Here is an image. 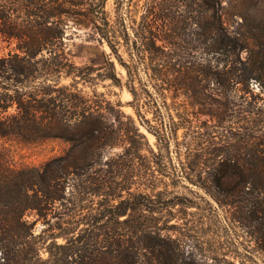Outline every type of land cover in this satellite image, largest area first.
<instances>
[{
	"label": "trees",
	"instance_id": "trees-1",
	"mask_svg": "<svg viewBox=\"0 0 264 264\" xmlns=\"http://www.w3.org/2000/svg\"><path fill=\"white\" fill-rule=\"evenodd\" d=\"M107 3L0 0V38L14 43L0 57V138L68 143L39 165L16 167L0 151V264H175L162 227L140 219L152 210L151 199L146 189L130 190V163L161 155L140 125L158 143L178 141L176 131L187 120L180 113L187 106L178 99L209 105L203 81L220 85L226 98L221 115L243 123L242 134L229 139L233 156L210 162L213 177H238L233 186H245L253 210L264 211V110L257 102H236L235 89L228 88L241 82L242 92L250 91L252 81L264 88V48H248L227 30L218 0H113L111 9ZM68 19L108 45L98 75L129 90L136 116L120 100L78 87L79 80L92 81L93 68L75 64L65 51ZM253 37L262 43L259 34ZM13 103L15 112L4 113ZM172 110L181 118L175 120ZM120 145L124 151L107 154ZM241 148L252 157L237 156Z\"/></svg>",
	"mask_w": 264,
	"mask_h": 264
},
{
	"label": "rangeland",
	"instance_id": "rangeland-1",
	"mask_svg": "<svg viewBox=\"0 0 264 264\" xmlns=\"http://www.w3.org/2000/svg\"><path fill=\"white\" fill-rule=\"evenodd\" d=\"M143 1L139 0L140 3ZM218 1L221 7L219 13L227 30L241 37L248 48H264V0ZM112 2L108 0L107 8H112ZM89 33L88 26L74 24L71 19L66 21L63 36L65 51L75 64L93 68L89 74L92 81L79 80L78 87L86 94L96 90L114 102L120 100L121 108L136 116L128 103L132 99L129 90L98 75L104 71L103 64L110 48L106 43L92 39ZM253 34L260 35L261 44H256ZM164 41L162 38L158 40L159 43ZM13 45V42L0 38V57ZM247 52L244 48L241 56L245 57ZM112 59L116 70L125 74L116 59ZM70 80V77H63L61 82L68 83ZM202 84L209 90L205 99L209 105L190 106L187 97L181 96L178 99L187 106L183 112L180 111L182 119L187 120L185 127L176 131L178 141L172 139L169 145L158 143L155 135L140 125L149 144L156 153L160 151L161 155L149 156V160L135 157L131 161L130 190L146 189L149 193L152 210L145 212V219H140L162 227L160 232L166 238L169 252L176 256L173 263L264 264V249L261 248L264 242V211L258 208L253 210L250 203L252 194L245 186H233L238 177L223 176L215 179L209 165L220 157L233 156L227 153L229 145L234 143L229 139L233 132L242 134L243 123L237 118L221 115L226 98L220 85L207 81ZM228 88L235 89L232 92L236 102H257L264 110V88L261 90L257 82L248 84L250 91L242 92L244 84L241 82H230ZM236 89L242 93L241 98L237 97ZM167 101H170V97H167ZM15 110L13 103L4 113ZM171 113L175 120L181 118L175 110ZM262 125L264 128V122ZM226 140L230 143L227 144ZM261 143L264 145V137ZM67 145V141L61 138L41 142H26L14 137L0 138V151L16 167L39 165L60 154ZM122 151L124 148L120 145L108 149L107 154ZM237 156L249 159L252 154L241 148ZM123 195L128 196V193L124 191ZM124 217L120 216V219ZM47 219L53 222L55 218L48 214ZM36 225L38 231L43 227L41 220ZM61 241L63 239L58 238V242ZM40 256L46 259L49 256L48 250L42 247Z\"/></svg>",
	"mask_w": 264,
	"mask_h": 264
}]
</instances>
